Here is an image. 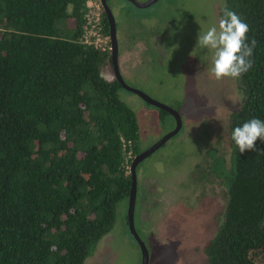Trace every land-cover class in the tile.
I'll list each match as a JSON object with an SVG mask.
<instances>
[{
	"label": "trees",
	"instance_id": "trees-1",
	"mask_svg": "<svg viewBox=\"0 0 264 264\" xmlns=\"http://www.w3.org/2000/svg\"><path fill=\"white\" fill-rule=\"evenodd\" d=\"M87 1L0 0V264H86L129 196L138 124L101 75L109 52L81 41ZM225 5L257 45L237 80L229 166L213 162L228 198L203 252L206 264H264V154L240 153L231 138L264 120V0H224L220 16Z\"/></svg>",
	"mask_w": 264,
	"mask_h": 264
},
{
	"label": "rangeland",
	"instance_id": "rangeland-1",
	"mask_svg": "<svg viewBox=\"0 0 264 264\" xmlns=\"http://www.w3.org/2000/svg\"><path fill=\"white\" fill-rule=\"evenodd\" d=\"M135 1L142 3L148 0ZM223 3L224 0H158L151 6L138 7L128 0H107L115 20L119 40V69L124 81L155 100L178 109L184 123L211 112L212 106L205 104L207 99H212L207 96L213 97V92L223 94L227 103L225 107L233 111L238 108L242 98L237 80L201 76L203 72L208 73L211 53L195 49L198 33L206 31L218 21V5L222 6ZM164 20L169 22L167 25L171 32L162 64L148 61L140 66L132 60L133 72L127 74L123 62L127 51L133 50L134 42L139 39L150 42ZM66 21L67 26L72 25L71 20ZM194 50L195 56L191 55ZM202 55L207 56L203 63L200 58ZM101 75L110 80L107 65L102 68ZM118 96L134 111L140 132L147 130V133L142 134L143 137L140 133L143 147L174 128L170 114H165V120L162 121L159 109L144 102L137 94L122 88ZM217 130L220 131V137L216 145L228 158V123L224 126L218 124ZM200 139L191 138L183 128L138 166L137 172L149 171L146 174L158 179L160 186L165 185L167 189L163 196V208L153 211L150 220L140 225L135 217L138 235L148 250L149 264H206L203 247L223 219L227 193L220 182L214 180L201 188L202 194L193 191L192 203L186 202L187 208L176 195L180 189L177 168H183L182 162L187 167L190 165L188 161L200 157ZM129 157L130 154L127 160ZM182 177H185L182 183L187 185L189 177ZM160 189L163 191L162 187ZM125 203L117 207L114 228L98 243L95 253L87 259L86 264H142L140 247L128 229L127 201ZM182 206L188 212L186 216L180 212ZM206 233L208 236L205 239Z\"/></svg>",
	"mask_w": 264,
	"mask_h": 264
},
{
	"label": "flooded vegetation",
	"instance_id": "flooded-vegetation-1",
	"mask_svg": "<svg viewBox=\"0 0 264 264\" xmlns=\"http://www.w3.org/2000/svg\"><path fill=\"white\" fill-rule=\"evenodd\" d=\"M128 1L132 2L131 0H128ZM156 2H158V0H156L154 3H156ZM106 3H107V0H106ZM143 3H145V2H142V3L137 2V4H143ZM154 3H152L148 6H151ZM137 4H135V5L138 7H141ZM148 6H146V7H148ZM220 7L221 6L218 5V15H219ZM101 9H102V7H101ZM219 17H220V15L218 16V19H219ZM105 18H106V16H105ZM106 22H107V19H106ZM114 22H115V20H114ZM167 23H169L167 20H164L163 24L161 22V26L159 27V30H157V34L154 35V38L150 42H148L147 40H143V39H139L136 42H134L133 50L129 49L130 51H127V55L123 58L124 68H125V72H127V74L133 72L132 71L133 66L131 67L132 60L137 61V63L140 66L143 63L148 62V61H151L152 63L158 64V65L162 64L163 59L166 55L165 50L167 47L166 44L168 43L167 38L171 32ZM107 24H108V22H107ZM101 27L103 30L104 28H103V24H102V17H101ZM115 29H116V25H115ZM107 36L109 37V42H108V48L106 51L109 52V57H108L106 63L104 64V66L105 65L108 66V72L110 73L111 78H110V80H107L105 78L104 79L106 81L111 82V81H117V79L115 77L113 65L111 62V45H110L111 37L109 34V24H108ZM117 40H118V36H117ZM118 42H119V40H118ZM118 42H117V64H118L119 74H120L121 78L123 79L122 74L120 73V69H119V53H118L119 43ZM126 68H127V70H126ZM200 71L201 70H199V72ZM203 75H204V78H206L207 75L209 76V73L203 72L201 76H203ZM106 76H108V75H106ZM128 86H130V85H128ZM130 87H132V86H130ZM121 88H123V87H121ZM132 88H135V87H132ZM135 89H137V88H135ZM124 90H126V89H124ZM138 90H140V89H138ZM127 91H129V90H127ZM129 92H132V91H129ZM133 93H135V92H133ZM135 94H137V93H135ZM144 94H146V93H144ZM137 95L147 104L152 105V106L156 107L157 109H159V111H160L159 116H160V119L162 121L165 120V116H166L165 114H170L172 116L175 126L168 133L172 132L176 128V119H175L174 115H172L169 111L165 110L164 108L158 107V106H156L150 102H147L139 94H137ZM147 96L150 97L149 95H147ZM223 96H224L223 94H221V93L217 94L216 92H213V97L207 96L208 98H212L211 100L207 99V102L205 104V105L212 106L211 112L208 114H204L200 117H197L196 119L188 120L186 123H184L178 109L172 107V109L176 110L180 116V125H179L178 131L174 135H172L170 138L177 136V134L183 128H184L185 134H189L191 136V138H193V137L199 138V139L201 138L200 142H199L201 144V150H200L201 155H200V157L188 161V163L190 165H188L187 167L184 165V162H182L183 168H180V169L177 168L179 178H180V182H179L180 183V189L178 191V194H176V195L178 196L177 198L182 201V203L184 201V204H183L184 207H186V202H189L190 204L192 203L193 191H195L196 194L197 193L200 194V192L202 194L203 190H201V188H204L205 185H208L209 183H211L210 181H214V180L219 181L220 184L224 187V189L226 191V188L223 184V179L220 178L212 168L213 162L215 161V158H220L222 160V166L224 165L225 168H228V166H229L230 151H229L228 158H226L223 155L221 148H219V146L216 145V143L218 142V139L220 137V131L218 132V130H217L218 124H223V126H224L225 124L228 123V145L230 148L229 125H230V116H231V113L233 112V110H229L228 107H225L227 105V103L225 102ZM150 98L152 100H155L152 97H150ZM155 101H157V100H155ZM157 102H159V101H157ZM159 103H161V102H159ZM161 104H163V103H161ZM135 117H136V115H135ZM136 120H137V118H136ZM137 124H138V131H137L138 136H137V140L135 142V146H134L135 148L130 147L129 167H130L131 162H132L134 157L139 156L142 153L146 152L155 143H157L161 138H163L165 135L168 134V133H166L162 137H159L153 143L143 147V143H140V133H141V137H143L142 134L147 133V130L140 132L138 120H137ZM219 128L221 131H223L221 126H219ZM170 138L166 139L164 142H162V144H160L158 147L154 148L144 158L139 160V162L136 165V168H135V171H136V201H135V208H134V225H135V217H137L138 224L144 225V223L146 221H148L152 218L153 211H157V210L163 208V202L162 201H163L164 192L167 191L166 186L165 185L160 186L158 179H154L153 177H151V175H147L146 173H148L149 171L141 170L140 172H137V170H138V166L140 165V163L145 158H147L149 155L154 153L158 148H160L162 145H164ZM198 146H199V144H198ZM129 174H130V170H129ZM182 175H187L189 177V181H188L187 185L182 183V181L185 179V177H182ZM183 185H184V187H183ZM161 187H162L163 191H161V189H160ZM181 187H183V188H181ZM226 193H227V191H226ZM167 194H168V192H167ZM161 203H162V205H161ZM127 206H128V199H127ZM183 206L181 207L180 212H181V214L186 216L188 212L183 209ZM136 207H137V210H136ZM157 214H158V212H157ZM135 228L137 230L136 225H135ZM207 236H208V233L205 234L204 238L206 239ZM209 240L210 239H208L206 241V243Z\"/></svg>",
	"mask_w": 264,
	"mask_h": 264
},
{
	"label": "clouds",
	"instance_id": "clouds-1",
	"mask_svg": "<svg viewBox=\"0 0 264 264\" xmlns=\"http://www.w3.org/2000/svg\"><path fill=\"white\" fill-rule=\"evenodd\" d=\"M221 12L216 23L198 33L195 49L211 53V65L208 67L211 78L238 80L253 67L257 41L253 38L249 42L250 26L237 11L225 5ZM194 53L195 50L191 55L195 56ZM200 58L203 63L207 56ZM231 138L240 153L253 151L257 155L264 154V150L256 147L257 140L264 141V120L252 118L236 126Z\"/></svg>",
	"mask_w": 264,
	"mask_h": 264
},
{
	"label": "water",
	"instance_id": "water-1",
	"mask_svg": "<svg viewBox=\"0 0 264 264\" xmlns=\"http://www.w3.org/2000/svg\"><path fill=\"white\" fill-rule=\"evenodd\" d=\"M131 1L134 2L135 4H137V2H135L134 0H131ZM155 1L156 0H148L147 2H145L143 4H137V5H139L141 7H146V6L154 3ZM99 2H100V5L103 9V12L106 16L107 22L109 24V34L111 37V42H110V45H111V62H112L114 74H115V77H116L118 83L124 89L139 94L147 102H150V103H152L158 107L164 108L165 110L169 111L172 115H174V117L176 119V128L172 132L168 133L163 138H161L157 143H155L146 152L142 153L139 156L134 157L132 162H131V165L129 167L130 175H131V185H130V190H129L128 206H127L128 229H129L130 235L133 236V238L135 239V241L138 243V245L140 247L142 264H149L147 247H146L145 243L143 242V240L138 235V232H137L135 225H134V208H135V201H136V171H135V168H136V165L139 162V160L144 158L154 148L158 147L160 144H162V142H164L166 139L170 138L172 135H174L178 131L179 125H180V116L176 110H174V109H172V108H170L164 104H161L155 100H152L150 97H148L142 91L128 86L124 82V80L121 78L119 71H118V64H117V42H118V40H117L114 18H113L112 13H111V11H110L107 3H106V0H99Z\"/></svg>",
	"mask_w": 264,
	"mask_h": 264
},
{
	"label": "built area",
	"instance_id": "built-area-1",
	"mask_svg": "<svg viewBox=\"0 0 264 264\" xmlns=\"http://www.w3.org/2000/svg\"><path fill=\"white\" fill-rule=\"evenodd\" d=\"M82 43L106 51L109 37L103 34L101 27V6L99 1L89 0L85 5ZM130 151L127 152V155ZM128 157V156H127Z\"/></svg>",
	"mask_w": 264,
	"mask_h": 264
}]
</instances>
